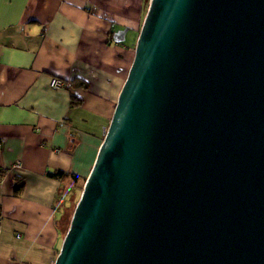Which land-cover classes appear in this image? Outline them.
I'll return each instance as SVG.
<instances>
[{
  "label": "water",
  "instance_id": "water-1",
  "mask_svg": "<svg viewBox=\"0 0 264 264\" xmlns=\"http://www.w3.org/2000/svg\"><path fill=\"white\" fill-rule=\"evenodd\" d=\"M53 264H264V0H149Z\"/></svg>",
  "mask_w": 264,
  "mask_h": 264
},
{
  "label": "crops",
  "instance_id": "crops-1",
  "mask_svg": "<svg viewBox=\"0 0 264 264\" xmlns=\"http://www.w3.org/2000/svg\"><path fill=\"white\" fill-rule=\"evenodd\" d=\"M148 1L0 0V264H53Z\"/></svg>",
  "mask_w": 264,
  "mask_h": 264
},
{
  "label": "built area",
  "instance_id": "built-area-1",
  "mask_svg": "<svg viewBox=\"0 0 264 264\" xmlns=\"http://www.w3.org/2000/svg\"><path fill=\"white\" fill-rule=\"evenodd\" d=\"M51 86L54 89H62L64 87V84L61 80L59 79H52L51 81ZM13 170H19L20 169V162H16L12 168Z\"/></svg>",
  "mask_w": 264,
  "mask_h": 264
},
{
  "label": "trees",
  "instance_id": "trees-1",
  "mask_svg": "<svg viewBox=\"0 0 264 264\" xmlns=\"http://www.w3.org/2000/svg\"><path fill=\"white\" fill-rule=\"evenodd\" d=\"M81 85L84 86V84H81ZM79 104H80V102L77 101L75 98L72 97V105L76 106V105H79ZM71 178H72V180H73L74 182L77 181V179H76L75 176H71ZM84 181H85V179H83V181H81L82 184L84 183ZM81 187H82V185H81ZM73 205L75 206V203H74ZM74 206L72 207V211H71V210L69 211V212H71V214H72V212H73ZM71 214L68 213V215L66 216V219H65L66 222H67V227H68V224H69V221H70Z\"/></svg>",
  "mask_w": 264,
  "mask_h": 264
},
{
  "label": "rangeland",
  "instance_id": "rangeland-1",
  "mask_svg": "<svg viewBox=\"0 0 264 264\" xmlns=\"http://www.w3.org/2000/svg\"><path fill=\"white\" fill-rule=\"evenodd\" d=\"M148 3H149V1H148ZM81 185L83 186V184H82V182H81ZM81 185H80V187H79V191H77L78 192V196L80 195V192H81V190H82V187H81ZM74 205H71V207L69 208V211L71 210L72 211V207H73ZM70 214H71V212H69ZM72 215V214H71ZM71 218V217H70ZM69 225V224H68Z\"/></svg>",
  "mask_w": 264,
  "mask_h": 264
}]
</instances>
